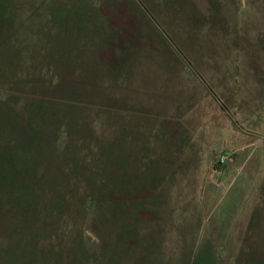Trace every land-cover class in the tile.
<instances>
[{
  "label": "rangeland",
  "instance_id": "1",
  "mask_svg": "<svg viewBox=\"0 0 264 264\" xmlns=\"http://www.w3.org/2000/svg\"><path fill=\"white\" fill-rule=\"evenodd\" d=\"M0 264H264V0H0Z\"/></svg>",
  "mask_w": 264,
  "mask_h": 264
},
{
  "label": "crops",
  "instance_id": "2",
  "mask_svg": "<svg viewBox=\"0 0 264 264\" xmlns=\"http://www.w3.org/2000/svg\"><path fill=\"white\" fill-rule=\"evenodd\" d=\"M243 71L247 72V70H246V69H244ZM246 75H250V74L247 72V74H246Z\"/></svg>",
  "mask_w": 264,
  "mask_h": 264
}]
</instances>
